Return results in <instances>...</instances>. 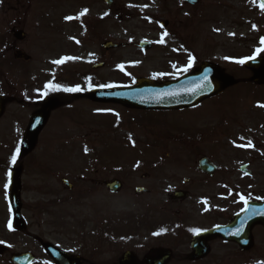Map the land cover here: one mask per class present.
Wrapping results in <instances>:
<instances>
[{"label":"rangeland","instance_id":"1","mask_svg":"<svg viewBox=\"0 0 264 264\" xmlns=\"http://www.w3.org/2000/svg\"><path fill=\"white\" fill-rule=\"evenodd\" d=\"M58 11L64 20L58 19ZM96 11L89 15L70 0L57 9L44 1L35 4L33 0H0L1 94L19 91L22 84L30 81L44 82L40 91L44 94L52 91V83L60 86L56 94L62 106L53 112L33 152L24 159L25 174L21 177L22 199L33 196L41 203H49L35 218L24 213L33 231L45 238H51L55 218L64 224L100 221L113 209L125 211L123 208L130 202L125 196L128 188L146 187L147 182L141 180L147 167L143 163L155 161L151 158L156 151L173 158L174 150L192 147L190 139L198 135L206 137H199L193 146L226 143L225 134H236L235 120L245 131L256 128L247 134L248 139L264 129V86L250 83L236 84L217 98L204 99L192 108L170 111L137 112L114 104H93L79 97L95 82L116 86L134 83L138 77L169 80L194 70L205 60L244 82L251 75L239 61L264 54L257 52L258 48L264 49L260 43L264 19L258 20L262 25H256L261 12L249 0H199L193 8L182 0H113L112 7L101 1L100 12ZM53 14L58 15L53 19ZM163 20L168 21L166 29L160 25ZM13 29L25 32V39L16 43ZM104 41L119 46L106 51L101 48ZM139 41L150 42L151 49L141 50L137 47ZM13 44L30 55L29 62L8 65L6 55L11 54ZM190 56L193 64L183 71ZM62 59L63 63H54ZM98 63L103 67L92 69ZM77 85L82 91H64ZM4 108L0 147L8 140L5 136L10 135L4 132L7 119L17 110L13 104ZM251 115L252 122L248 118ZM4 154L0 157L9 160L11 167L12 157ZM3 172L5 182L7 172ZM167 172L165 175H171ZM113 177L122 180L123 196L107 197V191H100L104 187L95 181ZM61 178L72 184L70 190L62 185ZM156 186L171 193L178 185L163 180ZM100 204L105 211H91V206Z\"/></svg>","mask_w":264,"mask_h":264},{"label":"flooded vegetation","instance_id":"2","mask_svg":"<svg viewBox=\"0 0 264 264\" xmlns=\"http://www.w3.org/2000/svg\"><path fill=\"white\" fill-rule=\"evenodd\" d=\"M43 1L55 9L69 2L33 0L35 4ZM73 1L89 15L92 10L100 12L101 0ZM253 2L261 12L259 19L262 20L264 10L258 0ZM58 14H53L52 18ZM58 19L63 20L62 13ZM16 47L12 45L11 54L19 49ZM52 84V91L48 90L46 94L40 93L42 81H30L22 84L19 91L7 95V104H13L17 110L7 119L4 132L10 135L5 136L8 140H4V147H0V156L2 152L6 157L17 154L12 167L19 166L20 177L25 174L23 161L28 153L19 155V148L32 115L45 108L47 97L57 98L60 105V95L56 94V87ZM57 109L48 113L42 129L35 136L33 150ZM248 118L251 122L254 120L252 115ZM236 124V134H225L226 143L193 146L199 137L205 139L203 134L191 139L192 147L174 150L173 158L169 153L161 156V152L156 151L153 153L156 161L144 163L147 167L141 173V180L147 182L146 187L128 188L125 196L130 202L123 208L125 211L113 209L111 215L103 214L100 221L90 219L64 224L55 218L50 227L51 238L35 233L24 214L35 218L48 206L49 203H41L33 196H26L27 200L20 196L19 214L25 228H13L12 207L5 189L8 183L3 180V171L8 169L10 161L0 157V264H148V258L164 255L166 251L170 257L166 264L263 262L264 222L259 221L257 212L264 209V129L248 139L247 134L256 130L254 124L248 131L239 125L238 120ZM260 133L261 137L258 136ZM249 141L252 146H248ZM166 171L171 175H165ZM163 180L175 182L178 186L171 193L167 192L156 186H160ZM95 181L98 186L104 184L103 180ZM122 187L118 192L105 188L100 191H107V197L117 198L124 195ZM142 187V191L139 190ZM91 211L103 212L104 205L91 206Z\"/></svg>","mask_w":264,"mask_h":264},{"label":"water","instance_id":"3","mask_svg":"<svg viewBox=\"0 0 264 264\" xmlns=\"http://www.w3.org/2000/svg\"><path fill=\"white\" fill-rule=\"evenodd\" d=\"M189 3L195 4L197 0H185ZM110 3V1H107ZM264 3V0H262ZM165 25V23H162ZM166 26V25H165ZM16 38L22 39L24 37L23 32L17 31L14 33ZM141 48H150L148 42L139 43ZM105 49L114 48V46L106 42L103 44ZM16 58L22 57L25 60L28 59L23 53L18 52L15 55ZM246 66L252 70L253 76L251 81L257 84H264V57L249 59L245 62ZM236 82L234 78L226 75L223 71L216 65L210 64L208 62H202L200 67L190 74L181 75L176 80L154 82L150 79H137L135 85H127L126 87H116V88H95L94 90L88 92L86 97L92 101L99 102H118L124 106H130L133 108L141 109H181L185 107H192L198 104L202 99L206 97H211L213 95L219 94L227 86L233 85ZM6 99L0 96V113L2 111V105L5 103ZM50 102V100L48 101ZM56 102H50L48 109L52 106H56ZM38 118L32 120L30 126L24 136V141L22 143V153H27L31 150L33 146L34 136L42 128V124L46 119V113L42 111L37 113ZM19 174L18 168L12 169V174L10 178V187L8 190L11 204L14 206L15 210V226L17 221L20 220L18 214V196H19ZM69 185L67 181L64 182ZM107 189L111 191H117L120 189L121 183L117 180H112L107 182ZM260 214L259 221L264 222V209L257 212ZM169 258V253L166 251L160 254L155 259L150 261V264H165Z\"/></svg>","mask_w":264,"mask_h":264},{"label":"snow or ice","instance_id":"4","mask_svg":"<svg viewBox=\"0 0 264 264\" xmlns=\"http://www.w3.org/2000/svg\"><path fill=\"white\" fill-rule=\"evenodd\" d=\"M260 7H261V9L262 10H264V3H261V5H260ZM86 11V10H85ZM84 14V12H81L80 13V15H83ZM66 19H72V17H66ZM164 35H167V33H165ZM163 39V38H162ZM260 43L262 44V45H264V37H262L261 38V41H260ZM260 51H264V49H261V48H258L257 49V52H260ZM64 59H71V58H68V57H66V58H64ZM64 61H63V59L62 60H58V61H54V63H56V64H60V63H63ZM240 63H243V60H241V61H239ZM192 64H193V58L190 56L189 57V59H188V63H187V66L183 69V71H187L188 70V68H190L191 66H192ZM121 68L123 67V66H120ZM47 87V86H46ZM57 89H59V85H56L55 86ZM100 87H105V88H109V87H113V85H101ZM64 91H68V92H78V91H82V89H81V87L80 86H75V87H71V88H65L64 89ZM261 107H264V105H261ZM248 146H252L251 145V141H249L248 142ZM17 152H18V150H17ZM12 162H15V160H16V155L14 154L13 156H12ZM7 187H8V185L7 184H5V189H7ZM241 199L243 200L244 198L243 197H241ZM245 203H247V201L245 200L244 201ZM9 228H11V222H9ZM237 232H239V229H237Z\"/></svg>","mask_w":264,"mask_h":264}]
</instances>
